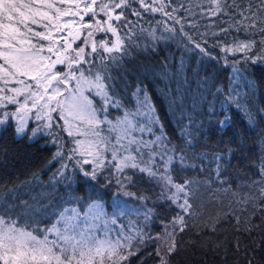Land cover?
<instances>
[{"label":"trees","instance_id":"obj_1","mask_svg":"<svg viewBox=\"0 0 264 264\" xmlns=\"http://www.w3.org/2000/svg\"><path fill=\"white\" fill-rule=\"evenodd\" d=\"M178 3L182 7L175 15L183 17L184 30L193 35L210 55L193 49L179 33L178 38L153 41L145 31L120 61L115 64L106 61L111 77L106 81L109 95L122 107L109 104L101 119L106 116L112 125H116L126 111L136 112L138 105L133 93L137 87L145 90L155 105L163 132L170 141L169 147L181 152L185 164L190 165L181 167L174 162L171 166L173 179L177 182L189 179L196 182L193 202L196 215H185L189 227L176 237L178 250L170 258L171 264H264V211L259 200L255 201V207L252 202H237L252 191L251 182L260 179L259 166L264 159V65L245 60V55H264L260 51L261 37L258 33L250 35L235 30L236 22L240 20L239 12L249 7L255 11L260 0H227L226 15H212L210 9L215 5L211 0H173L172 6L176 7ZM58 6L70 7L68 4ZM140 11L143 13V9ZM90 15L85 16V21ZM71 19V16L64 18ZM130 19L137 20L134 16ZM166 20L167 17L159 13H143L140 24L146 30L155 29L158 36L168 37L170 34L164 31V25L157 24V21ZM167 23L171 25L173 22ZM31 27L36 31H46L36 25ZM202 33H207V44L201 40ZM101 36L106 34H95L97 40ZM237 39H254L256 44L246 54L223 50L232 47ZM32 42L44 44L38 38H33ZM85 51L87 53L89 49ZM108 55L104 53L105 57ZM88 58L97 65L100 63L96 54ZM233 67L237 69L235 73ZM0 87H4L2 82ZM7 87L22 85L10 83ZM94 92L84 89V95L93 99L99 108L101 97ZM19 99L23 101L24 97ZM17 109L18 105L7 104L6 108H0V112ZM32 115H35V110ZM226 117L230 119L222 127L221 122L226 121ZM43 123L28 120L29 131L24 135H17L15 117L0 125V204L7 202L18 210L27 201L39 207L37 216L42 217V226L46 227L55 222L64 208H76L84 216L89 205L99 204L106 219H116L115 225L107 226L113 238L121 230L126 235H134L136 229L146 237H152L145 238L143 243L138 237L134 238L131 244L138 254L129 257L124 264H158L156 249L160 241L155 237H163L166 229L171 231L172 221L181 209L161 196V185L155 179L135 169L124 170L132 179L125 188H121L116 181L122 180L124 174L109 167L111 151L103 153L108 160H105L104 169L98 170L96 180L84 178L79 171L80 166H73L74 160L66 161L69 168L65 170L64 177L53 180V174L60 167V160L53 159L59 142L52 143L53 137L45 134L48 129H42L35 137L30 134L31 129ZM58 123L62 125L63 121ZM80 128L87 130L83 124ZM109 128V124H101L96 129L100 137H69L66 131L56 130L63 138V150L67 154L75 147L74 139L87 141L102 137L115 144L120 127L114 131H109ZM154 131L157 135L160 132L158 128ZM131 135L138 139L142 137L144 141L155 138L147 132L137 131ZM121 142L128 143L127 139ZM127 154L121 150V155ZM160 163L157 159L156 164ZM83 167L91 168L93 165ZM125 192L136 195L129 196ZM149 209L151 215L146 220L144 212ZM213 224L215 232L211 231ZM100 227H104L102 221ZM97 235L103 238L102 232Z\"/></svg>","mask_w":264,"mask_h":264},{"label":"snow or ice","instance_id":"obj_2","mask_svg":"<svg viewBox=\"0 0 264 264\" xmlns=\"http://www.w3.org/2000/svg\"><path fill=\"white\" fill-rule=\"evenodd\" d=\"M211 3L215 5L210 9L212 15L227 14V0H211ZM60 4H68L70 7L62 8L58 6ZM172 5L173 0H0V60L3 61L0 63V82L4 85L0 87V93H3L0 95V108H6L7 104L18 105L15 111L0 112V125L6 124L10 117H15L17 135H24L29 131L28 120L44 121L42 125L38 124L31 129L30 134L35 137L42 129H48L45 134L53 137L52 143L59 142L53 159L60 160V167L53 174V180L64 177L65 170L69 168L66 161L70 160H74V167L80 166L79 171L84 178L96 180L98 170H103L105 160H108V157L103 155L107 151H111L109 167L124 174L122 180L116 181L121 188L131 183V175L124 173L127 168L146 173L155 179L161 185V196L181 209L172 221L171 231L166 229L163 237H155L160 241L156 249L158 264H171L170 258L178 250L176 237L189 227L185 215H196L193 209L196 182L190 179L177 182L172 176L171 166L174 162L179 163L181 167L190 165L185 164L181 152L169 147L170 141L163 132L155 105L145 90L137 87L133 93L138 105L136 112L126 111L123 119H118L116 125H112L106 116L101 119V114L107 112L109 104L122 107L118 100L109 95V84L106 81L111 77L109 63L106 61L112 64L120 61L145 31L153 41L178 38L179 33L193 49L210 55L193 35L184 30V24L181 22L183 17L175 15L182 5ZM140 9H143V13H159L167 17L166 21H157V24L164 25V31L170 35L158 36L155 29H144L140 24V19L143 18ZM89 14V20L85 21V16ZM65 16H71L73 19L64 20ZM132 16L137 20L130 19ZM239 16L235 30L250 35L258 33L261 37L259 43L262 45L260 51L264 53V0H260V6L255 11L249 7L240 11ZM167 21L173 23L169 25ZM31 25L46 31H36ZM176 25H179V28ZM83 29L87 31L84 32ZM57 33L60 35L56 36ZM96 33L111 34L114 40L106 39L105 36L97 40ZM206 35L207 33L200 34L204 44H207ZM81 37L84 39L81 40ZM33 38L49 43L35 44L32 42ZM77 40H81V43L76 44ZM73 44H76V47H73ZM255 44L254 39H237L232 47L223 50L246 54L252 51ZM86 48L89 49L87 53ZM45 51L48 55H42ZM104 53L109 55L105 57ZM92 54H96L100 61L98 65L88 58ZM245 60L264 65V55H245ZM57 65L65 67L57 70ZM236 71L233 67V72ZM22 77L27 79H21ZM28 80L34 83H28ZM71 81H75V87L69 89ZM10 83L22 87L8 88ZM85 87L88 91L95 90L94 94L101 97L99 108L94 105L93 99L84 95ZM8 92L12 95H7ZM21 96L24 97L23 101L19 99ZM34 110L35 115H32ZM53 113L57 115L54 117ZM228 119L230 118L226 117V121L221 122L222 127ZM58 121H63V124ZM75 121H79V124L74 123ZM104 123L110 125L109 131L120 127V135L115 137V144L102 137L87 141L74 139L75 147L65 154L63 138L56 129L66 131L69 137H100V132L96 129ZM80 124L86 125L87 130H82ZM157 128L160 130L158 135L154 131ZM137 131L150 133L155 138L144 141L142 137L138 139L131 135ZM125 139L128 141L127 145L121 142ZM133 145L135 147H132ZM121 150L128 154L121 155ZM77 156L80 159H75ZM145 156L147 159H144ZM157 159L160 164H156ZM90 164L93 167H83ZM259 176L260 179L253 180L250 184L252 191L237 202H252L255 207V201L259 200V206L264 211V159L259 166ZM125 194L136 195L133 192ZM4 199L6 201V198ZM39 212V207H34L27 201H24L23 207L18 210L7 202L0 204V264H124L129 257L138 254V250L132 248L131 241L134 238L138 237L140 243H143L145 238H152L146 237L139 229L135 230L134 235H126L121 230L113 238L107 225H115L116 219H106L99 204L89 205L84 216H81L76 208H64L50 227L42 226V217L37 216ZM150 215V209L144 212L146 220ZM236 219L239 223V217ZM95 221H102L104 227L101 229ZM211 231H216L214 224ZM98 232H102L103 238L97 235Z\"/></svg>","mask_w":264,"mask_h":264},{"label":"rangeland","instance_id":"obj_3","mask_svg":"<svg viewBox=\"0 0 264 264\" xmlns=\"http://www.w3.org/2000/svg\"><path fill=\"white\" fill-rule=\"evenodd\" d=\"M65 18V17H64ZM63 18V19H64ZM82 31H84V32H86L87 31V29H83ZM56 36H58L57 34H55ZM105 38L106 39H108V38H110V39H113L114 40V37H111V34H107L106 36H105ZM82 39H84V37H81V40ZM81 40H77L76 41V44H80L81 43ZM44 42V44L45 45H47L49 42L48 41H43ZM61 43H63V41H61ZM76 44H73V47H76ZM87 49V48H86ZM85 49V50H86ZM42 55H46V51L44 52V53H42ZM57 67V70L58 69H60V68H62V67H65L64 65H57L56 66ZM66 70V69H65ZM26 78V77H25ZM27 79V78H26ZM28 81H30V80H28ZM30 83H34L33 81H30ZM75 87V83H72V82H70L69 83V85H68V88L69 89H72V88H74ZM85 88H87V87H85ZM65 95H67V93H65ZM60 99H63V97H60ZM56 115H57V113H56ZM28 122V121H27ZM75 122H79V121H75ZM91 222V221H90ZM96 224L97 225H99V227H100V221H97L96 222ZM108 226V225H107ZM101 228V227H100ZM52 238H54V237H50V239H52ZM159 245V244H158Z\"/></svg>","mask_w":264,"mask_h":264}]
</instances>
